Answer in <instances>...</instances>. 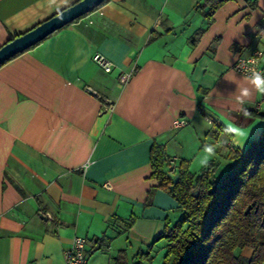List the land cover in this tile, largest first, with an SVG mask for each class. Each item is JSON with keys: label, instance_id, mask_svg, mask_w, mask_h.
<instances>
[{"label": "crops", "instance_id": "crops-1", "mask_svg": "<svg viewBox=\"0 0 264 264\" xmlns=\"http://www.w3.org/2000/svg\"><path fill=\"white\" fill-rule=\"evenodd\" d=\"M77 1L0 0V46ZM201 2L108 0L0 65V264H64L75 235L91 264H135L181 215L152 145L197 174L206 146L226 171L259 137L261 93L232 65L264 51V0Z\"/></svg>", "mask_w": 264, "mask_h": 264}, {"label": "trees", "instance_id": "trees-1", "mask_svg": "<svg viewBox=\"0 0 264 264\" xmlns=\"http://www.w3.org/2000/svg\"><path fill=\"white\" fill-rule=\"evenodd\" d=\"M224 1L202 0L197 8L208 6L205 14L210 16ZM254 114L264 120L263 112ZM150 155L157 186L175 193L181 215L136 253L135 264L151 262L153 247L160 240L167 243L162 264H264V126L245 151L232 156L233 164L219 178H214L217 163L209 162L194 174L181 160L170 175L159 145H152ZM175 174L179 179L170 190ZM244 248L251 249L249 257L240 254Z\"/></svg>", "mask_w": 264, "mask_h": 264}, {"label": "built area", "instance_id": "built-area-1", "mask_svg": "<svg viewBox=\"0 0 264 264\" xmlns=\"http://www.w3.org/2000/svg\"><path fill=\"white\" fill-rule=\"evenodd\" d=\"M264 51L262 49H254L248 54H240L232 65L233 70L244 76L249 77L253 71L264 73L263 66ZM92 61L100 66L105 72L112 71L116 65L106 56L100 53H94L91 57ZM131 75V72H125L120 77V82L125 83ZM110 108L113 106L110 105ZM264 107V94H261L260 100L254 104V109L259 110ZM201 111V107H198ZM206 120L211 123V120L206 117ZM186 125L183 119H176L173 121L174 128H180ZM168 172L173 175L176 171V161L168 159ZM64 264H91L89 256L86 252V239L84 237L75 235L72 238L71 244L63 250Z\"/></svg>", "mask_w": 264, "mask_h": 264}, {"label": "water", "instance_id": "water-1", "mask_svg": "<svg viewBox=\"0 0 264 264\" xmlns=\"http://www.w3.org/2000/svg\"><path fill=\"white\" fill-rule=\"evenodd\" d=\"M103 1L104 0H78L52 17L39 23L32 29L15 36L13 39L0 46V65L16 54H19L41 42L53 32L72 23L75 19L94 10ZM61 15L63 16L62 19ZM178 179L179 176L175 174L170 185V190L174 189ZM172 195H175V193L172 192Z\"/></svg>", "mask_w": 264, "mask_h": 264}, {"label": "clouds", "instance_id": "clouds-1", "mask_svg": "<svg viewBox=\"0 0 264 264\" xmlns=\"http://www.w3.org/2000/svg\"><path fill=\"white\" fill-rule=\"evenodd\" d=\"M62 18L63 16L61 15V19ZM247 81L249 84H251L254 87V89L257 92L264 94V73H261L259 71H253L251 75L247 77ZM248 96H249V87L242 86L239 89V94L236 96V101L242 105L246 102L244 98ZM204 151L207 153V155H205L204 158L199 161V163L201 165L206 166L208 163L209 157L214 155V149L213 147L206 146Z\"/></svg>", "mask_w": 264, "mask_h": 264}, {"label": "rangeland", "instance_id": "rangeland-1", "mask_svg": "<svg viewBox=\"0 0 264 264\" xmlns=\"http://www.w3.org/2000/svg\"><path fill=\"white\" fill-rule=\"evenodd\" d=\"M198 160V159H197ZM196 161V160H195ZM179 162H176V166L178 165ZM200 166L201 164L199 162H194L192 167H191V170L194 171V172H197L199 169H200ZM201 170V169H200ZM225 170V167L223 165H221L217 171L215 172V175H214V178H219L222 176L223 172ZM161 241V240H160ZM159 242V241H158ZM157 242V243H158ZM156 243V244H157ZM155 244V245H156ZM154 245V246H155ZM165 245L164 242L162 243H158L156 247H153V250H152V256H153V259H152V264H162L163 262V257L165 255V247H163Z\"/></svg>", "mask_w": 264, "mask_h": 264}]
</instances>
